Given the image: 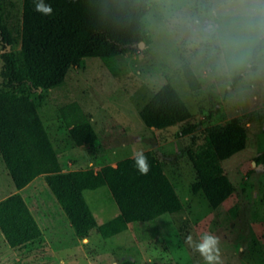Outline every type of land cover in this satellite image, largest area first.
<instances>
[{"label":"rangeland","instance_id":"1","mask_svg":"<svg viewBox=\"0 0 264 264\" xmlns=\"http://www.w3.org/2000/svg\"><path fill=\"white\" fill-rule=\"evenodd\" d=\"M213 3L149 0L143 25L150 44L139 43L136 53L119 55L109 63L85 58L81 66L68 70L62 84L49 90L23 88L64 172H96L132 158L134 151L150 152L174 187L181 210L157 218L125 216L127 229L104 239L97 228L118 216L119 210L107 187L85 190L81 194L96 227L77 246L54 251L58 242L71 239L73 230L40 176L32 185L36 190L22 192V198L42 232L43 244L17 254L0 233V264H203L186 237L192 234L195 239L204 232L219 237L221 264H264V167L255 162L264 152V50L253 68L251 55L242 63H222L208 41L207 13ZM22 4L23 0H0L1 20L14 41L6 49L0 44V55L19 53ZM2 70L0 57V88ZM236 75L241 78L234 83ZM166 84L176 90L191 116L168 128H147L139 112ZM71 104L78 107L72 114L94 129V144L72 143L71 119L65 121L60 114V108ZM231 121L245 129L246 146L221 161L208 135ZM195 124H199L195 132L181 134ZM222 175L233 193L212 208L204 190L194 192L193 186ZM14 189L0 157V200Z\"/></svg>","mask_w":264,"mask_h":264},{"label":"trees","instance_id":"2","mask_svg":"<svg viewBox=\"0 0 264 264\" xmlns=\"http://www.w3.org/2000/svg\"><path fill=\"white\" fill-rule=\"evenodd\" d=\"M149 0H49L54 15L42 17L33 10L32 0H23L20 50L18 55L3 52L0 88V157L17 191L44 176L48 191L69 222L73 236L60 241L54 251L78 245L96 227L93 216L82 197L85 190L107 187L119 214L97 228L108 239L127 229L125 216L150 214L157 218L179 212L182 204L174 187L158 161L145 152L150 163L147 176H141L132 158L121 160L114 167L98 171L60 172L56 156L39 118L35 105L23 91L49 90L62 84L72 67L82 65L85 58H98L109 63L115 57L136 53V45L150 44L143 19ZM14 41L0 17V44L6 49ZM264 50V43L251 54L250 68ZM241 75H236V83ZM193 80L189 79L192 90ZM75 104L60 108L65 121L70 117L69 137L76 147L94 144L97 135L90 123L74 112ZM186 105L170 85L162 86L140 110L139 117L147 128L157 130L185 122L190 118ZM199 124L187 126L182 135L195 132ZM217 158L226 160L246 146V131L237 122L209 133ZM264 167V152L255 158ZM203 189L212 208L219 207L233 193V186L224 175L193 186ZM0 233L8 247L17 254L43 244L42 232L22 196L14 193L0 200ZM52 259H48L50 263ZM46 262V263H47Z\"/></svg>","mask_w":264,"mask_h":264},{"label":"clouds","instance_id":"3","mask_svg":"<svg viewBox=\"0 0 264 264\" xmlns=\"http://www.w3.org/2000/svg\"><path fill=\"white\" fill-rule=\"evenodd\" d=\"M32 5L42 17L54 15L49 0H32ZM207 15L211 52L226 65L244 62L264 43V0H214ZM132 159L137 172L147 176L151 166L144 151H134ZM186 242L199 253L203 264H221L220 239L215 234L204 232L195 239L189 234Z\"/></svg>","mask_w":264,"mask_h":264},{"label":"crops","instance_id":"4","mask_svg":"<svg viewBox=\"0 0 264 264\" xmlns=\"http://www.w3.org/2000/svg\"><path fill=\"white\" fill-rule=\"evenodd\" d=\"M45 130V129H44ZM49 140V139H48ZM50 142V141H49ZM50 145H51V143H50ZM83 147V146H82ZM51 148H52V150H53V152H54V149H53V147L51 146ZM54 154H55V152H54ZM55 156H56V154H55ZM56 159H57V156H56ZM57 162H58V160H57ZM59 164V163H58ZM59 168H60V172H64L63 171V169H62V167L59 165ZM71 171H75V170H71ZM70 172V171H69ZM38 178H36L35 180H33L29 185H27L24 189H22V190H20V191H17L16 189H14V192L12 193V194H14V193H18V194H20L21 196H22V192H29V193H33L36 189L34 188V187H32V185H33V183L37 180ZM11 194V195H12ZM10 196V195H9Z\"/></svg>","mask_w":264,"mask_h":264},{"label":"water","instance_id":"5","mask_svg":"<svg viewBox=\"0 0 264 264\" xmlns=\"http://www.w3.org/2000/svg\"><path fill=\"white\" fill-rule=\"evenodd\" d=\"M5 52V51H4Z\"/></svg>","mask_w":264,"mask_h":264}]
</instances>
